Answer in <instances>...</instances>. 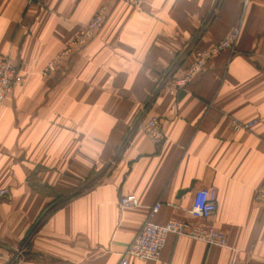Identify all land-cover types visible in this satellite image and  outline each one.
I'll return each instance as SVG.
<instances>
[{
    "label": "crops",
    "instance_id": "crops-1",
    "mask_svg": "<svg viewBox=\"0 0 264 264\" xmlns=\"http://www.w3.org/2000/svg\"><path fill=\"white\" fill-rule=\"evenodd\" d=\"M104 2L0 0V60L27 79L0 104V264H117L147 220L212 227L227 244L169 236L158 261L128 264H264L254 201L264 187V0L243 14L240 0L113 3L94 36L42 75ZM235 28V53L167 92L168 73L181 77ZM146 114L165 134L157 146L142 133ZM209 187L215 214L191 217L195 192ZM126 195L139 205L121 210Z\"/></svg>",
    "mask_w": 264,
    "mask_h": 264
},
{
    "label": "built area",
    "instance_id": "built-area-1",
    "mask_svg": "<svg viewBox=\"0 0 264 264\" xmlns=\"http://www.w3.org/2000/svg\"><path fill=\"white\" fill-rule=\"evenodd\" d=\"M28 4L38 3L39 0H25ZM143 0H105L99 7L95 15L83 26L81 33L68 39L64 43V47L50 59L42 69V75H49L56 70L57 64L64 58L68 57L70 53L85 45L96 33L98 29L104 24L107 11L113 3L123 2L129 6H138ZM242 5V14L245 11L249 0H240ZM239 28L230 31L221 41L212 45L206 50L196 52L193 63L186 69L181 77H173L168 73L163 83L167 87V92L170 95H175L180 89L187 86L198 74L202 72L205 64L211 58L223 53H235V44L238 39ZM25 76L19 73L17 66L9 59L4 58L0 60V104H2L7 96L12 92L16 86H22L26 83ZM148 112V111H147ZM257 121L252 120L248 122L232 121V128L235 131H249ZM142 133L152 145H159L165 139V134L161 129L159 119L152 115H143ZM7 197V190L0 189V201ZM216 190L214 187L200 189L195 192L191 207L188 209V214L195 219H208L216 212ZM254 201L264 205V187L259 188L255 195ZM139 205L138 199L135 195H126L119 199L118 206L121 210L136 208ZM160 203H156L150 208L149 217H153L159 211ZM187 237L192 240L200 241L208 246L226 247L227 241L223 233L215 230L212 227L191 224L179 220H168L164 224H157L151 220L145 221L133 241L128 245L122 254L117 264H128L129 259L138 261H158L164 248L167 238ZM22 249L18 250L12 259L19 261L22 257ZM230 264H241L236 260H232Z\"/></svg>",
    "mask_w": 264,
    "mask_h": 264
},
{
    "label": "trees",
    "instance_id": "trees-1",
    "mask_svg": "<svg viewBox=\"0 0 264 264\" xmlns=\"http://www.w3.org/2000/svg\"><path fill=\"white\" fill-rule=\"evenodd\" d=\"M57 202L59 203V202H61V200L59 199Z\"/></svg>",
    "mask_w": 264,
    "mask_h": 264
},
{
    "label": "water",
    "instance_id": "water-1",
    "mask_svg": "<svg viewBox=\"0 0 264 264\" xmlns=\"http://www.w3.org/2000/svg\"><path fill=\"white\" fill-rule=\"evenodd\" d=\"M183 192H185V191H183ZM183 192L179 193V195H180V194H183Z\"/></svg>",
    "mask_w": 264,
    "mask_h": 264
},
{
    "label": "rangeland",
    "instance_id": "rangeland-1",
    "mask_svg": "<svg viewBox=\"0 0 264 264\" xmlns=\"http://www.w3.org/2000/svg\"><path fill=\"white\" fill-rule=\"evenodd\" d=\"M60 203V202H59Z\"/></svg>",
    "mask_w": 264,
    "mask_h": 264
}]
</instances>
